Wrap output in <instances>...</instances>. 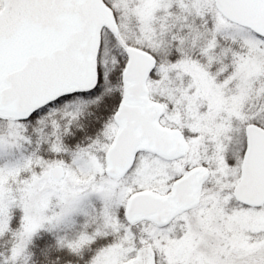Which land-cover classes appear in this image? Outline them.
I'll list each match as a JSON object with an SVG mask.
<instances>
[{
	"label": "snow or ice",
	"instance_id": "6c2138e0",
	"mask_svg": "<svg viewBox=\"0 0 264 264\" xmlns=\"http://www.w3.org/2000/svg\"><path fill=\"white\" fill-rule=\"evenodd\" d=\"M0 264H264V0H0Z\"/></svg>",
	"mask_w": 264,
	"mask_h": 264
}]
</instances>
